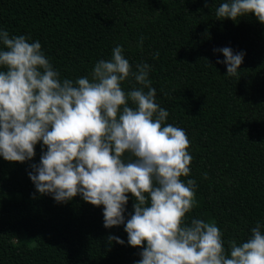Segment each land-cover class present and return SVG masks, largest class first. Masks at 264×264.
Returning <instances> with one entry per match:
<instances>
[{
	"label": "trees",
	"instance_id": "obj_1",
	"mask_svg": "<svg viewBox=\"0 0 264 264\" xmlns=\"http://www.w3.org/2000/svg\"><path fill=\"white\" fill-rule=\"evenodd\" d=\"M221 2L0 0V29L39 41L61 80L90 77L93 64L110 59L117 44L133 71L149 64L155 102L169 113L165 123L183 129L189 141V174L180 179L195 182L194 203L183 221L215 224L227 251L230 241L242 242L257 222L264 224V24L252 13L217 19ZM222 47L245 53L236 76L216 63L223 56L213 49ZM121 87L140 85L130 76ZM40 144L31 160L0 158V264L139 260L143 244L127 245L123 225L104 228L102 205L79 195L57 203L36 193L27 173L39 163ZM126 195L125 221L136 203ZM110 234L125 244L109 246Z\"/></svg>",
	"mask_w": 264,
	"mask_h": 264
},
{
	"label": "clouds",
	"instance_id": "obj_2",
	"mask_svg": "<svg viewBox=\"0 0 264 264\" xmlns=\"http://www.w3.org/2000/svg\"><path fill=\"white\" fill-rule=\"evenodd\" d=\"M249 13L264 24V0H223L215 7L221 20ZM213 52L222 54L216 63L226 75L236 76L245 53ZM135 69L117 44L110 59L93 64L90 77L61 80L39 41L0 29V158L31 160L41 142L39 163L27 173L36 193L57 203L79 195L102 205L104 228L123 225L127 245L143 244L134 264H264V224L257 222L242 242L230 241L226 251L215 224L184 223L194 203L195 182L180 179L189 174V141L183 129L165 123L169 113L155 102L150 65ZM130 76L140 87L125 91ZM126 193L136 203L125 221ZM107 241L125 244L111 234Z\"/></svg>",
	"mask_w": 264,
	"mask_h": 264
}]
</instances>
